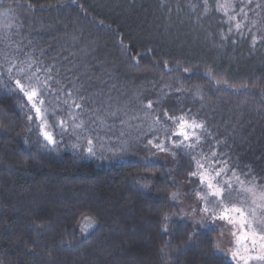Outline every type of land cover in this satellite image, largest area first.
Segmentation results:
<instances>
[{
    "label": "trees",
    "instance_id": "trees-1",
    "mask_svg": "<svg viewBox=\"0 0 264 264\" xmlns=\"http://www.w3.org/2000/svg\"><path fill=\"white\" fill-rule=\"evenodd\" d=\"M230 1L0 0V264H233L172 196L212 152L264 185V0ZM34 74L55 145L15 86ZM165 112L204 124L193 150L147 145Z\"/></svg>",
    "mask_w": 264,
    "mask_h": 264
},
{
    "label": "snow or ice",
    "instance_id": "snow-or-ice-1",
    "mask_svg": "<svg viewBox=\"0 0 264 264\" xmlns=\"http://www.w3.org/2000/svg\"><path fill=\"white\" fill-rule=\"evenodd\" d=\"M205 4H207V0H205ZM231 7L232 5L229 0H225L223 4L219 5L218 10H223L227 14L228 9ZM240 12L243 13L244 9L241 8ZM229 20L236 21V17L229 16ZM234 26L237 31L243 27L240 22H235ZM229 31H231V28ZM7 71L11 75L12 67H9ZM23 71L24 69H19V72L23 73ZM184 71L188 72L189 69L185 68ZM209 75L211 74L209 73ZM50 79L51 76L49 75L47 80ZM47 80L41 82L39 75L34 74V76L25 77V81L27 82L16 79L15 86L27 98V101L31 104V110L35 112L36 118L40 120L39 127L44 140L50 145H55L56 141L52 133L47 131V108L44 107L45 99L43 98L44 92L42 89L48 87ZM68 95H71V93ZM65 103L67 102L65 101ZM73 104L77 109L82 108V105L75 101H73ZM145 107L149 110L153 109L152 102L149 101ZM164 117L166 120L172 122L175 126L174 129L169 134V130L164 128V137L154 136L147 141V145H150L157 152H169L173 156L176 154L172 151L173 148H183L185 151L193 150L200 141L197 129H203L204 124L195 119L186 118L184 115L179 117L169 116L165 112ZM32 118L31 115L28 117L29 120H32ZM73 120H75V117H73ZM59 123L63 130L65 121L60 120ZM153 124H161L160 116L155 117ZM74 127H83V121L74 124ZM87 143V152L90 155H94L92 139H89ZM169 143L171 145L170 147ZM192 159L195 163V170L190 175L198 177L201 185L206 189L203 194L200 192L197 193L198 198L204 201L206 205L209 203V197L216 198L218 200L216 207H220L224 200H228V206H225L221 214L216 218L237 226L243 233L237 241L238 244L241 240L244 241L243 254L237 249L232 252V258L238 259L242 264H251L253 261L256 264H264V185H258L254 179L245 182L234 171L233 176L240 186L238 190L233 186L231 180L221 182L218 178L225 175L227 169L217 166L220 164V161L216 160L215 152L211 153V158L201 156L200 159H196V157H192ZM145 167H147L146 163ZM144 179L146 180L147 177H144ZM233 193H235V196H233ZM172 196L173 199L176 198L175 193ZM203 211L207 212L208 208L205 207ZM84 219L87 221L90 218L85 217ZM164 219L167 220L168 218L165 217ZM164 230L167 231V225H165ZM232 234L235 236L236 232Z\"/></svg>",
    "mask_w": 264,
    "mask_h": 264
},
{
    "label": "rangeland",
    "instance_id": "rangeland-1",
    "mask_svg": "<svg viewBox=\"0 0 264 264\" xmlns=\"http://www.w3.org/2000/svg\"><path fill=\"white\" fill-rule=\"evenodd\" d=\"M224 2L225 0H221V4H223ZM229 2L231 3L232 7L228 9L227 13L232 14V12L234 11V5L232 1L229 0ZM221 11L225 13L223 10ZM154 160H160L162 162H165L167 158L166 156L159 154L154 156ZM225 168L227 169V167ZM209 171H211V169H209ZM233 171L236 173L237 176L240 177L241 180H243L239 172L237 173V171L235 170H231L227 177L223 175L218 179L221 182L231 180L233 186L238 190L240 186L237 183L235 177L233 176ZM175 183H177V190L175 192L176 198L173 200L175 203L182 207L181 217L198 225L204 224L207 221H213L216 226H219L220 228L219 236L215 241L216 253L218 255H222L230 262L232 261L233 264H242V262L238 259L232 258V252L236 251L237 249H239L240 253L243 254L244 241L241 240L239 244L237 243L239 237L243 234L242 231L237 226L228 224L225 220H220L216 218L221 214L223 208L225 206H228V203L225 204L223 202L220 207H216L218 200L216 198L209 197V203L206 205L205 202L200 200L197 196L198 192L203 194L206 189L203 188L200 190L195 186L192 188V192L196 195H194V198H187V195H189V183H185L183 180L181 181L179 179H176ZM233 196H235V193H233ZM205 207L208 208L207 212L203 211ZM92 226V221H86L85 219H83V221L78 227L79 235L85 236L86 234H88ZM82 228L84 229L83 231ZM233 232H236L235 236L232 234ZM253 262H251V264H253Z\"/></svg>",
    "mask_w": 264,
    "mask_h": 264
}]
</instances>
